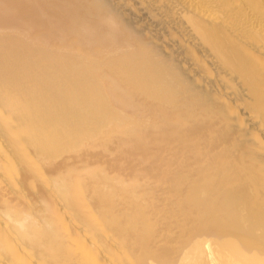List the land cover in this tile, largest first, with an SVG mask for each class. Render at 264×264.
<instances>
[{
    "label": "bare ground",
    "instance_id": "obj_1",
    "mask_svg": "<svg viewBox=\"0 0 264 264\" xmlns=\"http://www.w3.org/2000/svg\"><path fill=\"white\" fill-rule=\"evenodd\" d=\"M0 264H264V0H0Z\"/></svg>",
    "mask_w": 264,
    "mask_h": 264
},
{
    "label": "rangeland",
    "instance_id": "obj_2",
    "mask_svg": "<svg viewBox=\"0 0 264 264\" xmlns=\"http://www.w3.org/2000/svg\"><path fill=\"white\" fill-rule=\"evenodd\" d=\"M106 25V23H104ZM115 144H112L111 146H114Z\"/></svg>",
    "mask_w": 264,
    "mask_h": 264
}]
</instances>
